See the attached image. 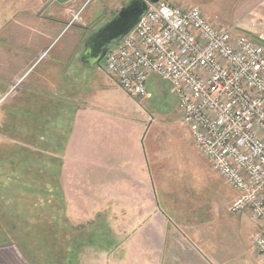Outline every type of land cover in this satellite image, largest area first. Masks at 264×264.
<instances>
[{"label":"rangeland","instance_id":"rangeland-1","mask_svg":"<svg viewBox=\"0 0 264 264\" xmlns=\"http://www.w3.org/2000/svg\"><path fill=\"white\" fill-rule=\"evenodd\" d=\"M130 1L72 0L59 4L48 0L40 15L50 22L51 37H56L45 54V58L54 59L48 62L50 70L61 62L70 65V58H78L76 69L90 70L89 65L81 61L85 39L111 21ZM169 1L179 6H197L215 24L239 31L249 29L257 37L263 33L259 27L264 25V0ZM254 24L257 29L253 28ZM25 35V32L21 34L20 52L28 48ZM10 36V31H0V238L4 244L0 247V264H29L13 242L22 238L18 236L28 237L23 240L27 245L23 252L33 254L41 252L42 242L50 240L46 249L52 251V242L58 241L56 249L61 256L65 254L64 264H158L159 259L161 264H197V258L210 264L261 263L253 239L256 224L248 213L233 215L229 212L237 192L228 187L209 161L200 155L192 136L190 138V130L181 123L177 97L170 83L152 76L147 84L148 98L133 99L102 71L104 60L94 71L114 87L112 98H118L122 107V122L115 121V128L116 123H120L122 135L127 139L131 137L132 142L136 138L134 144H138L151 161L158 201L177 205L171 217L184 236L179 241L188 248L183 254L185 247L173 239V250L180 247L181 253L148 254L145 260L137 254L129 258L109 254L102 250L104 247L97 251L100 244L104 246L107 242L101 239L103 237H96V234L105 236V223L96 216L92 222L82 217L84 222H81L80 215L75 217L73 194L65 190L67 183L79 185L89 183L90 179L89 174L84 175L75 166L64 174L62 156L73 130L71 109L67 108L64 117L49 115L50 121H27L26 113L19 117L20 113L11 110V97L16 91L11 93L10 53L13 45L14 50L18 47ZM132 142L127 140L125 146L130 149ZM167 202L161 204L165 211ZM98 211L95 209V214ZM168 211H162L167 219ZM81 230L86 232L81 233ZM96 246L98 249L94 248Z\"/></svg>","mask_w":264,"mask_h":264},{"label":"built area","instance_id":"built-area-1","mask_svg":"<svg viewBox=\"0 0 264 264\" xmlns=\"http://www.w3.org/2000/svg\"><path fill=\"white\" fill-rule=\"evenodd\" d=\"M259 28L262 41L211 22L197 6L149 3L102 70L136 100L148 98L152 76L170 83L200 155L238 194L229 212L248 213L256 224L254 244L264 261V25Z\"/></svg>","mask_w":264,"mask_h":264},{"label":"crops","instance_id":"crops-1","mask_svg":"<svg viewBox=\"0 0 264 264\" xmlns=\"http://www.w3.org/2000/svg\"><path fill=\"white\" fill-rule=\"evenodd\" d=\"M46 2L48 0H0V31H10V37L16 40L15 47H18L14 50L13 45L10 53L11 93L16 91L15 96L11 94V110L20 113L19 117L26 113L27 121H50L49 115L64 117L67 108L71 109L73 130L67 145L63 146L64 174L75 166L84 175L89 174L90 179L89 183L79 185L67 183L65 190L72 192L75 217L80 215L81 222H92L96 216L105 223V236L94 232L97 238L103 237L101 239L107 241L104 246L99 245L100 249L94 247L97 251L104 247L106 250H102L109 254L117 253L126 258L137 254L145 260L148 254L181 253L180 247L173 250L171 240L175 239L182 248L185 247L183 254L186 253L188 247L179 241L184 236L171 217L175 215L177 205L162 201L168 203L166 209L171 211H168L170 215L166 214L170 216L168 219L162 215V211H167L158 201L151 161L138 144H134L136 138L132 142L131 137L127 139L122 135L120 123H116L115 128V121L122 122L120 116L123 113L118 98H112L114 87L105 81V77L100 76L103 80L100 79L94 71L96 68L76 69L78 58H70V65L61 62L52 70L47 66L48 62H54V59L45 58V54L56 37H51L50 22L40 15ZM24 32L28 48L20 52L19 41ZM237 34L255 36L245 28L237 30ZM78 137L80 141H77ZM127 140L134 144L130 149L125 146ZM95 209L99 210L96 214ZM83 232L86 230H81ZM115 249L120 250L112 252ZM196 260L197 264H210L201 262L200 258ZM260 261L264 264L262 258Z\"/></svg>","mask_w":264,"mask_h":264},{"label":"water","instance_id":"water-1","mask_svg":"<svg viewBox=\"0 0 264 264\" xmlns=\"http://www.w3.org/2000/svg\"><path fill=\"white\" fill-rule=\"evenodd\" d=\"M72 0H51L65 4ZM161 0H131L109 22L90 34L84 43L81 61L90 68L99 67L106 55L130 33L148 10V4H157ZM257 40L261 38L254 36Z\"/></svg>","mask_w":264,"mask_h":264},{"label":"trees","instance_id":"trees-1","mask_svg":"<svg viewBox=\"0 0 264 264\" xmlns=\"http://www.w3.org/2000/svg\"><path fill=\"white\" fill-rule=\"evenodd\" d=\"M18 237H22L19 240H13V242L18 246V248L22 251L24 258L28 261L29 264H64L63 259L64 256H61L58 249H56V246L58 248V241L55 242L53 241L51 244V249L52 251H48L46 249V247H49L48 243L45 241V244L42 242V248H41V252H36L35 254L31 253V252H23L24 250H27V245L23 244L25 243L23 240L24 238L28 239L27 236H18ZM2 240L3 238H0V247L4 246V244H2ZM67 255V254H66ZM66 259V257H65Z\"/></svg>","mask_w":264,"mask_h":264}]
</instances>
